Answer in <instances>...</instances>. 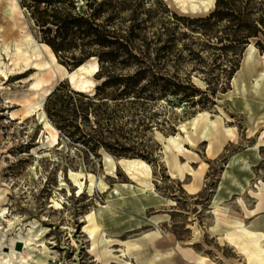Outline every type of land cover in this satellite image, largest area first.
Masks as SVG:
<instances>
[{
	"label": "rangeland",
	"instance_id": "obj_1",
	"mask_svg": "<svg viewBox=\"0 0 264 264\" xmlns=\"http://www.w3.org/2000/svg\"><path fill=\"white\" fill-rule=\"evenodd\" d=\"M12 1L18 10L12 16H4ZM20 2L0 0V40L5 33L11 35L9 45L14 40L29 39L39 47L40 61L49 64L50 57L39 31ZM148 2L166 10L168 17L176 14L186 18L179 21L176 32V48L182 58L178 64L170 62L168 69L183 84L190 80L199 92L190 89L186 96L159 98L152 103L151 112L157 113L159 122L170 123L144 131L140 128L138 135L133 134L138 136L134 142L149 147L152 152L149 161L143 160L150 167V174L145 176L147 189L131 181L124 166L119 164L122 159L136 158L115 156L102 145L91 151L88 146L70 143L51 125L44 105L28 112L29 100L37 98L33 86L41 75L39 67L31 64L26 70L23 65L14 66L12 56L0 45V210L4 211L5 226L0 229V264H19L21 256L25 257L31 250L38 253L43 245L47 248V264H149L152 254L159 249L164 257L156 264H184L189 260L191 264L198 258H204L205 264H248L224 238L223 226L214 227L211 201L230 156L241 153L253 163L251 148L264 131V87L256 92L251 85L254 77L264 70V0H237L242 12L240 18L212 20L207 35L192 30L199 24L187 19L206 17L214 10L215 1L200 9L169 0ZM250 24L260 27V32L245 40ZM151 30V27L146 29V36H151ZM234 36L238 37V43L232 41ZM224 46L231 47L224 49ZM250 46L255 49L252 69L244 63ZM93 61L98 63L94 58L86 64ZM229 61H237V70L230 78L222 72ZM56 63L70 74L65 77L58 71L55 78L45 75L47 87L52 90L64 81L71 90L94 93L93 88L98 84L94 74L70 69L57 59ZM72 73H81L91 85L82 87L83 91L77 90L83 83L75 85L70 79ZM234 77L236 83L232 85ZM204 78L219 79L214 91L209 90ZM200 112L208 113L210 120L219 116L231 135L224 137L219 148L211 150L208 141L197 136L193 144L180 140L183 152L175 153L174 157L185 170L181 177H172L163 157L166 138L178 135L183 139L179 125L190 122ZM43 119L51 128H44ZM54 132L56 142L47 139L39 143L42 134L48 137ZM258 151L260 159L251 167L254 176L250 186L220 206V223L230 225L237 219L250 230L263 233L264 204L256 210L258 201L251 194L259 182L264 185V148ZM105 154L113 159V169L105 163ZM233 171L236 177L242 174L237 167ZM194 172L200 173L198 189L190 194L189 189L195 183ZM238 198H242L245 209ZM102 206L111 209V212L105 210L97 221L99 233L107 243L92 249L84 231L88 226L86 219L97 214ZM251 210L256 211L250 214ZM25 212L30 218L18 225L19 214ZM7 221L14 222L13 226L9 227ZM156 229L161 238L154 234ZM129 243L141 247L127 249L125 245ZM104 246L107 249L102 252ZM166 249L172 250L169 255L164 253ZM27 262L31 264L30 257Z\"/></svg>",
	"mask_w": 264,
	"mask_h": 264
},
{
	"label": "trees",
	"instance_id": "obj_2",
	"mask_svg": "<svg viewBox=\"0 0 264 264\" xmlns=\"http://www.w3.org/2000/svg\"><path fill=\"white\" fill-rule=\"evenodd\" d=\"M20 4L41 42L62 65L74 70L90 59L98 61L93 94L71 90L63 81L47 96L43 109L59 135L91 151L102 145L115 156L149 161L151 149L133 139L140 128L170 123L157 120L152 103L168 95L186 96L190 89L199 92L190 80L183 84L168 69L170 62L178 64L182 58L176 32L179 21L186 18L168 17L166 10L148 0H21ZM241 15L237 0H215L206 17L187 21L199 24L192 30L207 35L212 20L232 21ZM148 27L150 37L145 33ZM248 28L245 40L260 32L257 25ZM232 41L238 43V37ZM236 62L222 68L228 78L237 70ZM204 81L212 91L219 83L218 78Z\"/></svg>",
	"mask_w": 264,
	"mask_h": 264
},
{
	"label": "bare ground",
	"instance_id": "obj_3",
	"mask_svg": "<svg viewBox=\"0 0 264 264\" xmlns=\"http://www.w3.org/2000/svg\"><path fill=\"white\" fill-rule=\"evenodd\" d=\"M173 1L175 3H179L180 5L189 4V6L193 9H200V8H207V5H211L214 3L215 0H169ZM18 10L16 2L12 1V4L10 7H7L5 10L4 16H12L16 13ZM11 39V35L5 33L2 36V39L0 40V45L3 46L4 50L6 51L7 55L10 54L12 56V61L14 63V66L23 65V67L26 68V70L30 69L28 68L31 64L34 66H38L40 70V76L35 85L33 86L34 94L37 95L36 100H29V107L28 112H33L35 109L40 108L42 106L43 100L45 97L49 94L51 91L50 87H47L48 81L44 79L45 75L50 74L51 78L56 77V72H61L63 76L67 77L70 73H68L63 66L56 63V58L53 54V52L50 50V48L46 45H43V47L47 50L49 57H50V63L41 62L39 59L40 50L39 47L34 45L32 41L29 39H18L14 40L10 45L8 42ZM12 49L11 52H9ZM255 49L250 46L247 55L244 59V63L247 64V67L252 69L253 68V62L251 61L254 55ZM264 59V56L262 57ZM75 70L84 71L88 74H95L98 70V64L93 61L91 63L86 64V62L82 65H80ZM71 81L75 84L76 82H81L83 85H77V90L80 89V91H83L81 88H85L91 85V81L88 79H83V76L81 73H72L70 75ZM83 80V81H82ZM236 78L234 77L231 81L232 85H235ZM76 85V84H75ZM252 89H254L256 92H258L262 87H264V70L260 72L251 82ZM85 91V90H84ZM40 92V93H39ZM41 118H44V114L42 113ZM43 125L44 128H51L50 124L43 119ZM180 132L184 133V138L179 139L178 135L168 136L166 138L167 144L165 145L164 150V160L165 164L169 166L171 170L172 177L179 176L181 177L184 174V168L180 166L177 161L175 153H182L183 147L182 143L180 142H188L190 144H193L194 137H198L203 140L208 141V148L211 150L212 148H219L221 146L222 141L224 137H228L231 135V131L228 129H225L222 125V121L220 120V117H216L215 120H210L208 113L206 112H200L192 119L190 122L181 123L179 125ZM47 139H51L52 142L57 141V135L56 132L49 133L48 137L44 134H42L39 137V143H43ZM259 148H264V131L261 133V136L257 142L256 145L251 148V151H253L254 155V161L253 163L248 161L246 158L243 157L241 153H236L230 156L228 160V164L226 165L225 171L222 174V180L218 186L217 194L214 196L213 200L211 201V208L213 218L215 220V226L219 227L223 226L225 234V239L228 242V244L232 247H234L240 254H242L247 260L248 264H264V247L262 246V242H264V232L259 231H253L247 228L242 221L235 219L233 222H231L230 225H225L220 223V206L223 205V203L229 199L232 195L235 193H243L249 186L250 182L253 179V173L251 171V167L255 166V162H257L260 159L259 155ZM104 161L106 164L111 166V168H114V161L111 158V156L105 154L104 155ZM120 165H123L126 169L129 179L133 182H137L136 184L141 187V189H147L148 183L145 180V176L150 174V167L148 164H146L143 160L140 159H122L119 161ZM237 167L239 171L242 172L240 177H236L234 174L233 169ZM195 178V183L192 186L191 189H189L190 194H195L198 186L196 185L198 183V177L200 176L199 172H194L193 174ZM72 179L75 178V176L71 175ZM142 178V179H141ZM75 180V179H74ZM137 192H139L137 190ZM264 185L259 182V185L256 186V191L251 192L254 198L258 201V204L256 206V210H259L263 207L264 204ZM225 193V195H223ZM142 194L144 195V191H142ZM238 203L245 209L244 202L242 198H238ZM111 212V209L107 206H102L98 209L97 214L94 216H89L86 219V222L88 223V226L84 229L85 232H87V235L91 241V248H96L97 245H102L107 243V239L104 237V235H100L99 233V226L97 224L98 219H101V216L104 211ZM247 210V209H246ZM256 210L249 211L250 214L255 213ZM248 211V210H247ZM4 211L0 210V229L5 228L3 226V216L2 213ZM28 213H24L23 215L19 214V217L17 218L18 225L22 224L23 220H27L30 217H27ZM22 217H27L25 219H22ZM22 219V220H20ZM9 227L13 226L14 222L9 223ZM213 227V228H214ZM157 236V238H161L160 231L156 229L154 231ZM99 233V234H98ZM196 244V243H192ZM125 247L127 249H138L141 246L136 243H129L126 244ZM107 247L104 246L102 249V252L106 251ZM47 248L43 245V248L39 250V252L35 251H29L26 253V256L23 257L19 254V257L21 259L19 264H30L27 262V258L30 257L31 264H47ZM171 249H166L164 253L166 255H169ZM35 255H31L34 254ZM12 254H16V252L12 251ZM111 254V253H110ZM163 255L161 253V250H157L156 253L152 254L149 264H156L160 262L163 259ZM22 261H25L23 263ZM9 264V262H8ZM184 264H190V260L187 262H184ZM191 264H205L204 258H198ZM225 264H229L225 262Z\"/></svg>",
	"mask_w": 264,
	"mask_h": 264
},
{
	"label": "water",
	"instance_id": "obj_4",
	"mask_svg": "<svg viewBox=\"0 0 264 264\" xmlns=\"http://www.w3.org/2000/svg\"><path fill=\"white\" fill-rule=\"evenodd\" d=\"M52 90H53V89H52ZM52 90H51V91H52ZM51 91L49 92V94L51 93ZM49 94H48V95H49ZM48 95H47V96H48ZM47 96H46V97H47ZM46 97H45V98H46ZM44 102H45V99L43 100L42 106L44 105Z\"/></svg>",
	"mask_w": 264,
	"mask_h": 264
}]
</instances>
